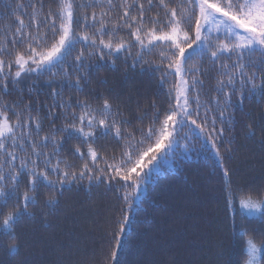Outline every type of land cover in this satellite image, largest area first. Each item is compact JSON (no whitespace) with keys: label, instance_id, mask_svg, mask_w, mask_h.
<instances>
[{"label":"snow or ice","instance_id":"obj_1","mask_svg":"<svg viewBox=\"0 0 264 264\" xmlns=\"http://www.w3.org/2000/svg\"><path fill=\"white\" fill-rule=\"evenodd\" d=\"M153 9H157L154 14ZM16 10L26 13L28 22L17 17L18 26L2 33L5 41L0 44V90L7 93L10 85L16 88L24 77L32 74L62 76L63 80L49 81L59 87L49 94L53 104L46 106L48 112L44 118L53 120V133H66V136L57 138L53 134L34 139L33 135L39 136L42 131L44 118L39 116V109L33 115L31 103L0 101V235L10 238L12 243L7 247L18 254L16 226L26 215H34L29 205L38 203L36 192L42 182L59 192L65 183L85 179L90 185L93 182L105 183L110 188L118 185L121 204L116 206L105 230L104 261L120 264L118 252L125 247L129 236L135 200L161 157L175 144L179 129L190 124L193 134L200 139V147L210 145V151L223 161L218 143H224L225 124L230 125L233 119V97L236 106H240L246 98L257 93L264 95V0H55V6L46 4L45 0H27L16 4ZM76 26L82 30L77 31ZM120 31H127L131 39L120 37ZM105 35L109 39L105 40ZM78 45L83 47L77 50ZM134 47L137 51L132 59L133 68L151 66L162 73L161 83L168 73L178 78L170 90L173 103L165 111H157L150 123L135 131L121 127L131 121L107 97L95 108L87 100H77L75 107L82 111H74L72 99L63 97L64 83L80 89L81 78L87 79V73L81 70L90 57L103 60L105 55L127 53V61L133 57ZM153 49H160V64L144 59V53ZM74 50H77L75 55ZM193 58L210 61L217 72V95L203 102L204 80L200 74L208 69L189 65ZM66 63L80 73L75 81L64 67ZM54 69L62 71L58 73ZM152 106L156 107L154 101ZM57 107L59 113L54 111ZM9 111L14 119L9 117ZM61 116L65 123L55 128V120ZM248 127L251 130L252 126ZM136 132L140 133L138 137ZM108 135L123 141L119 155H102L93 147ZM74 136L86 145L83 151L76 146L74 155L81 160L88 158L78 170L60 156L64 141ZM49 143L51 152L43 151ZM98 160L103 161L104 167ZM49 172L57 179H50ZM224 174L228 175L227 169ZM24 177L27 187L21 191ZM55 200L52 196L46 202ZM9 201L13 203L10 205ZM239 204L250 210L249 215H254L251 210L264 208V200L254 202L251 195ZM261 215L264 218V212ZM246 255L244 264H264V239L258 242L249 236ZM0 264L4 261L0 260ZM19 264H27V260Z\"/></svg>","mask_w":264,"mask_h":264},{"label":"trees","instance_id":"obj_2","mask_svg":"<svg viewBox=\"0 0 264 264\" xmlns=\"http://www.w3.org/2000/svg\"><path fill=\"white\" fill-rule=\"evenodd\" d=\"M18 3H27V0H0V44L5 41L2 35L5 29L18 26L17 17L28 22L27 14L16 10ZM45 3L55 6V0H45ZM96 10L99 11L98 8ZM155 11L157 9H153L152 14ZM116 14L119 15L118 10ZM76 30L82 29L76 26ZM118 35L125 40L131 39L127 31H120ZM104 39H109V36L105 35ZM80 47L83 45H78L77 50ZM136 51L134 47L133 57H128L127 61V53L112 57L105 55L103 60L90 57L81 70L87 73V79L80 80L81 88H73L67 83L63 85V97L72 99L73 110L82 111L75 107L77 100H87L95 108L103 98H110L114 108L119 105L124 117L131 121L121 127L132 131L150 123L157 111H165L173 103L170 90L178 78L168 73L161 83L162 73L154 71L151 66L137 65L133 68L131 64ZM159 51L145 52L144 59L160 64ZM69 63L64 67L75 81L80 73L69 67ZM188 64L208 69L200 74L204 80L202 102L217 95V72L211 67V62L193 58ZM54 71L59 73L62 69ZM51 80H63V77H53L48 73L26 76L18 87L10 85L7 93L0 90V101L31 103L32 114L37 115L36 110L39 109V116L44 118L48 112L46 106L53 104L49 94L59 87L56 83L50 84ZM235 99L234 96L233 119L230 125L225 124L224 143H218L223 161L210 151V145L206 144L204 149L200 147V139L193 134L190 124L180 129L179 136L189 132L191 137L185 136V149L183 140L177 145L171 165H161L142 185L128 226V239L118 252L120 264H244L248 237L253 236L258 242L264 239V218L261 215L264 208L251 210L254 215H249L250 210L239 204L249 195L254 202L264 200V95L257 93L246 98L240 106H236ZM54 111L59 113L61 110L57 107ZM8 115L14 119L11 111ZM63 123L61 116L55 120V128ZM248 125L252 126L251 130ZM53 134L57 138L66 136V133H53V120L44 118L42 131L39 136L34 134L33 138L39 140ZM136 135L138 137L140 133L136 132ZM217 139L220 140L219 137ZM76 146L82 151L86 148L75 136L66 139L60 156L78 170L88 158L81 160L74 155ZM122 146L123 141L114 139L112 135L93 144L98 152L109 157L113 153L119 155ZM225 148H230V151L226 152ZM42 150L51 152L52 145L49 143ZM98 163L104 167L102 160ZM224 169L228 170V175L224 174ZM49 177L57 179L51 172ZM26 187L27 177H24L21 191ZM118 188V185L110 188L105 183L96 182L90 185L85 179L65 183L63 191L59 192L42 182L36 192L38 203L29 205L34 215H26L16 226L19 253L10 252L7 245L12 241L8 236L0 235V260L4 264H19L24 259L27 264H102L107 253L105 230L116 206L121 204ZM52 196L56 200L46 202Z\"/></svg>","mask_w":264,"mask_h":264},{"label":"rangeland","instance_id":"obj_3","mask_svg":"<svg viewBox=\"0 0 264 264\" xmlns=\"http://www.w3.org/2000/svg\"><path fill=\"white\" fill-rule=\"evenodd\" d=\"M180 129H179V132H180ZM185 136H188L189 138L191 137L189 132H185L184 134H182V136L178 135V138H177L175 144H173V146L170 149H167V155L161 157L159 165L157 167H155L152 172L158 171L161 168V165H163V164H166V165H171L172 164V160H173L172 157L175 154L174 151H176V147H177L178 144H180L181 140L184 141L183 148L184 149L186 148L185 146L187 145V142L185 140Z\"/></svg>","mask_w":264,"mask_h":264}]
</instances>
